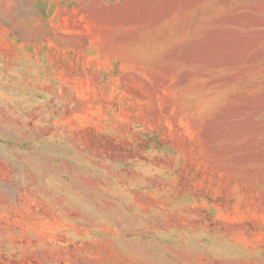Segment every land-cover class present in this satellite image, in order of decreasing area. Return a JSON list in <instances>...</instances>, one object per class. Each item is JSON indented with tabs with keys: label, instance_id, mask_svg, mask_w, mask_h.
<instances>
[{
	"label": "rangeland",
	"instance_id": "374dc122",
	"mask_svg": "<svg viewBox=\"0 0 264 264\" xmlns=\"http://www.w3.org/2000/svg\"><path fill=\"white\" fill-rule=\"evenodd\" d=\"M0 264H264V0H0Z\"/></svg>",
	"mask_w": 264,
	"mask_h": 264
}]
</instances>
